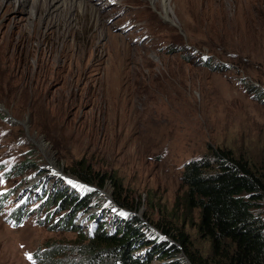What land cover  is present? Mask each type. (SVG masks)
Returning <instances> with one entry per match:
<instances>
[{"label": "rangeland", "instance_id": "obj_1", "mask_svg": "<svg viewBox=\"0 0 264 264\" xmlns=\"http://www.w3.org/2000/svg\"><path fill=\"white\" fill-rule=\"evenodd\" d=\"M74 1L0 0V264H39L37 249L77 244L73 230L41 223L39 197L83 196L91 186L73 173L85 167L113 175L132 214L185 232L183 264L187 252L209 264L208 241L173 213L179 173L210 147L264 165V101L243 87L264 89V0H172L175 24L149 0ZM115 179L75 226L129 215Z\"/></svg>", "mask_w": 264, "mask_h": 264}, {"label": "trees", "instance_id": "obj_2", "mask_svg": "<svg viewBox=\"0 0 264 264\" xmlns=\"http://www.w3.org/2000/svg\"><path fill=\"white\" fill-rule=\"evenodd\" d=\"M199 62L215 70L224 66L213 64L212 58L199 57ZM243 87L264 101V89L249 84ZM90 170L85 167L73 173L80 182L91 186L83 196H74L63 187L54 192L45 190L39 197L45 210L41 223L49 222L48 228L53 230H73L78 242L72 247L50 244L44 250L37 249L32 254L36 261L39 264H151L157 260L159 264H183L179 255L182 250L185 252L183 247L189 240L186 233L132 214L133 206L120 200L121 183L113 175L107 177ZM179 174L173 213L194 223L199 237L208 241L209 264H264V165L257 166L244 155L237 157L229 150L210 147L199 157L183 163ZM107 178L115 179V202L130 210L129 215L112 226L106 215L98 219L94 215L90 232L83 231L74 225L75 214L100 197L99 191ZM52 205L56 208L50 210ZM56 210L64 212L63 217L54 219ZM25 214L16 207L9 217L20 224ZM151 226L171 241L153 231L150 235L147 230ZM194 254L186 253L192 264H200L201 259Z\"/></svg>", "mask_w": 264, "mask_h": 264}, {"label": "bare ground", "instance_id": "obj_3", "mask_svg": "<svg viewBox=\"0 0 264 264\" xmlns=\"http://www.w3.org/2000/svg\"><path fill=\"white\" fill-rule=\"evenodd\" d=\"M19 3L21 2V0H17ZM54 2H58V4L53 8H57V10L59 9V7H64L65 5L67 6L69 4V2H71V5H78L79 2L77 3L74 0H53ZM149 2L154 5V7L158 5H160V10H159V14L161 15L162 18L168 20L170 23L175 24V20L173 18H171V12L173 11L172 8V0H149ZM51 8V7H50Z\"/></svg>", "mask_w": 264, "mask_h": 264}, {"label": "water", "instance_id": "obj_4", "mask_svg": "<svg viewBox=\"0 0 264 264\" xmlns=\"http://www.w3.org/2000/svg\"><path fill=\"white\" fill-rule=\"evenodd\" d=\"M71 180H75V179H73V178H70ZM75 181H77V182H80V180H75ZM82 185H84V186H86V187H90L89 185H87L86 183H82V182H80ZM159 233V232H158ZM160 234V233H159ZM263 235H264V232H263ZM160 236H161V238H166V236L167 235H165L164 233H162V234H160ZM188 261V260H187ZM188 263H189V261H188ZM191 264V263H190Z\"/></svg>", "mask_w": 264, "mask_h": 264}, {"label": "clouds", "instance_id": "obj_5", "mask_svg": "<svg viewBox=\"0 0 264 264\" xmlns=\"http://www.w3.org/2000/svg\"><path fill=\"white\" fill-rule=\"evenodd\" d=\"M158 233V232H157ZM160 234H162V233H160ZM168 239V238H167Z\"/></svg>", "mask_w": 264, "mask_h": 264}]
</instances>
